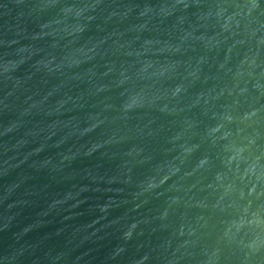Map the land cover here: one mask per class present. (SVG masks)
I'll return each instance as SVG.
<instances>
[{"label": "water", "instance_id": "water-1", "mask_svg": "<svg viewBox=\"0 0 264 264\" xmlns=\"http://www.w3.org/2000/svg\"><path fill=\"white\" fill-rule=\"evenodd\" d=\"M0 264H264V0H0Z\"/></svg>", "mask_w": 264, "mask_h": 264}]
</instances>
